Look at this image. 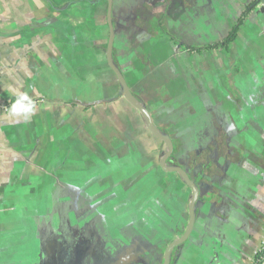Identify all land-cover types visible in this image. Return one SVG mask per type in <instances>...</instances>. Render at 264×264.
<instances>
[{
  "label": "crops",
  "instance_id": "obj_1",
  "mask_svg": "<svg viewBox=\"0 0 264 264\" xmlns=\"http://www.w3.org/2000/svg\"><path fill=\"white\" fill-rule=\"evenodd\" d=\"M251 1L112 0L113 61L200 189L171 264L262 251L264 0L213 45ZM108 6L0 0V264H163L188 227L193 191L108 61ZM23 92L27 122L5 111Z\"/></svg>",
  "mask_w": 264,
  "mask_h": 264
},
{
  "label": "water",
  "instance_id": "obj_2",
  "mask_svg": "<svg viewBox=\"0 0 264 264\" xmlns=\"http://www.w3.org/2000/svg\"><path fill=\"white\" fill-rule=\"evenodd\" d=\"M108 23L110 26V38H109V44H108V49H107V57H108V61H109L110 65L114 69L120 83L123 86L124 93H125L126 97L128 98V100L133 105H135L147 117L152 133H154V135L159 137L161 140H163L168 145V151L162 159V166L169 171L179 172L182 175L184 181L187 183V185L192 189L193 194H194V197H193V199L190 203V207H189L190 219H189V224H188L186 231L184 232V234L180 238L173 241L167 247V249L165 251L163 264H171V253L174 250V248L185 243L187 241V239L189 238L190 234L192 233V230H193V227L195 224V220H196V206H197L198 198L200 196V189H199L198 185L192 181V179L190 178L188 173L184 169H182L181 167H166V162H167L168 158L172 155L173 150H174L173 142L169 136L162 134L158 131V129L156 128V126L153 122V119H152L150 112L143 105H141L140 103H138L135 100L134 95H133L132 91L130 90L128 84L126 83L122 72L118 69V67L115 65V63L113 61L112 52H113V42H114V26H113V21H112V0H109ZM262 264H264V260H263Z\"/></svg>",
  "mask_w": 264,
  "mask_h": 264
},
{
  "label": "clouds",
  "instance_id": "obj_3",
  "mask_svg": "<svg viewBox=\"0 0 264 264\" xmlns=\"http://www.w3.org/2000/svg\"><path fill=\"white\" fill-rule=\"evenodd\" d=\"M36 101L28 93L23 92L15 96L14 101L6 108V113L12 117H21L25 122L35 114Z\"/></svg>",
  "mask_w": 264,
  "mask_h": 264
},
{
  "label": "trees",
  "instance_id": "obj_4",
  "mask_svg": "<svg viewBox=\"0 0 264 264\" xmlns=\"http://www.w3.org/2000/svg\"><path fill=\"white\" fill-rule=\"evenodd\" d=\"M260 1L261 0H252L246 6L245 10L240 15V17L238 18L236 23L233 25L229 34L220 43H214L213 45H218V44L228 45L231 41H233L236 38L237 33H238L241 25L243 24L246 16L260 3ZM208 46H211V45H208ZM191 48L200 49V47H191ZM263 260H264V249H262V251H260L257 254L255 261H254V264H262Z\"/></svg>",
  "mask_w": 264,
  "mask_h": 264
},
{
  "label": "built area",
  "instance_id": "obj_5",
  "mask_svg": "<svg viewBox=\"0 0 264 264\" xmlns=\"http://www.w3.org/2000/svg\"><path fill=\"white\" fill-rule=\"evenodd\" d=\"M261 231H262V249H264V215H263V217H262V227H261ZM253 264H254V262H253Z\"/></svg>",
  "mask_w": 264,
  "mask_h": 264
},
{
  "label": "rangeland",
  "instance_id": "obj_6",
  "mask_svg": "<svg viewBox=\"0 0 264 264\" xmlns=\"http://www.w3.org/2000/svg\"><path fill=\"white\" fill-rule=\"evenodd\" d=\"M54 222H58L57 220H58V218H57V215H55V218H54ZM21 232H22V234H23V232L24 233H28V232H30L28 229H21Z\"/></svg>",
  "mask_w": 264,
  "mask_h": 264
}]
</instances>
